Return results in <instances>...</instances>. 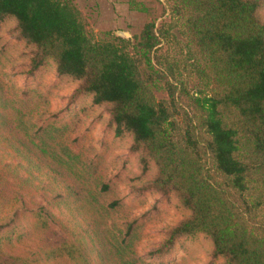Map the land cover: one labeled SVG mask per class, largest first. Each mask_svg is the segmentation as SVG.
<instances>
[{"label":"trees","instance_id":"16d2710c","mask_svg":"<svg viewBox=\"0 0 264 264\" xmlns=\"http://www.w3.org/2000/svg\"><path fill=\"white\" fill-rule=\"evenodd\" d=\"M165 1L167 22L96 40L73 0H0V27L12 22L9 35L26 46L15 74L73 85L68 105L49 115V89L3 94L9 135L0 136L11 157L0 156V173L29 185L19 174L33 166L41 182L53 180L29 194L42 244L14 252L32 228L1 225L0 264H153L135 253V222L111 216L121 202L108 198L115 183L102 175L110 148L133 159L126 177L141 196L183 214L150 259L203 239L210 263L264 264V0ZM8 44L0 34L1 53ZM98 110L111 136L103 148L81 130ZM81 205L91 214L84 222Z\"/></svg>","mask_w":264,"mask_h":264},{"label":"rangeland","instance_id":"374dc122","mask_svg":"<svg viewBox=\"0 0 264 264\" xmlns=\"http://www.w3.org/2000/svg\"><path fill=\"white\" fill-rule=\"evenodd\" d=\"M73 3L80 12L87 32L96 40L111 39L114 34L131 38L139 33L145 22L154 20L156 25H159L162 22H167L170 18L169 5L165 0H73ZM11 26L12 22H7L0 27V34L3 35L4 40L9 41L4 53L0 52V105L4 104L3 94L10 97L15 90L20 91L25 86L31 88L39 86L42 90H50L47 94L50 102L47 115L65 108L68 105V98L73 88L72 84L62 82V85L54 88L52 86V81L55 79L54 75L28 80L26 77L15 74L22 62L20 53L26 50V46L15 41L9 35ZM176 35L179 37L177 32ZM171 48L174 52L177 50V45L173 42ZM155 94L158 98L166 96L165 91L161 88L155 89ZM9 116L10 111H5V108L1 107L0 134L9 135L8 129L3 125L6 122L5 120H9ZM104 117L105 114L98 110L92 117L83 120L81 129L88 128L89 130H86L87 137L92 143L94 142L96 146L101 148H103L101 140L104 138L110 139L111 137L105 130V124H102ZM120 153V150L110 148L102 175L104 179L113 180L115 183L114 191L108 198H117L121 202L120 207L111 216L117 222L134 221L137 225L138 237L134 247L135 253L146 260H150L153 264H221L219 259L210 263V246L203 239L195 242L187 241L182 247L173 252L150 259V251L165 239L169 228L177 223L183 217V214L159 195L141 196L137 190L138 186L128 183V177H126L131 169L130 164L133 159ZM0 156L4 159L11 157V150L7 148V142L1 136ZM23 171L19 176L31 179L29 185L28 182L14 178L11 172L0 173V226L5 224L9 226L18 225L19 230L32 228L33 225L31 224L34 218L31 216L29 209L33 208V205L29 201V194L37 192L38 180L40 181V188L44 182L48 186L52 184L53 179L47 177V181L41 182V179H43L41 176L43 175L39 174L33 166L30 168V172ZM42 172L46 176L54 177L56 179L55 184L59 186L58 188L60 190L64 189L63 183L65 180L62 181L63 177L57 178V174H53L52 169L45 164H42ZM19 195L21 197H18ZM35 201L44 204V201L40 200L39 197ZM79 204L81 203H78L77 206ZM12 207L13 209H9ZM70 210L69 206H61L56 212L61 213V216H69ZM75 215L78 220H82L83 217V222L91 216L84 205H81V214L75 212ZM29 233L22 242L12 248L14 252H25L42 244L39 236L41 232L32 228ZM51 260L57 261V264H74L67 258L62 257ZM110 264L114 263L111 262Z\"/></svg>","mask_w":264,"mask_h":264},{"label":"water","instance_id":"95a60500","mask_svg":"<svg viewBox=\"0 0 264 264\" xmlns=\"http://www.w3.org/2000/svg\"><path fill=\"white\" fill-rule=\"evenodd\" d=\"M127 34V33H126Z\"/></svg>","mask_w":264,"mask_h":264}]
</instances>
